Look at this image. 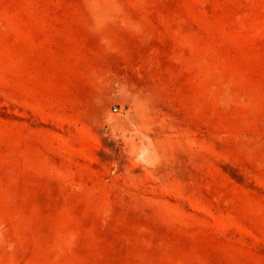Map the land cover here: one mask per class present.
<instances>
[{
	"label": "rangeland",
	"instance_id": "obj_1",
	"mask_svg": "<svg viewBox=\"0 0 264 264\" xmlns=\"http://www.w3.org/2000/svg\"><path fill=\"white\" fill-rule=\"evenodd\" d=\"M0 264H264V0H0Z\"/></svg>",
	"mask_w": 264,
	"mask_h": 264
},
{
	"label": "built area",
	"instance_id": "obj_2",
	"mask_svg": "<svg viewBox=\"0 0 264 264\" xmlns=\"http://www.w3.org/2000/svg\"><path fill=\"white\" fill-rule=\"evenodd\" d=\"M114 110H115L116 112L118 111V109H117V108H115Z\"/></svg>",
	"mask_w": 264,
	"mask_h": 264
}]
</instances>
